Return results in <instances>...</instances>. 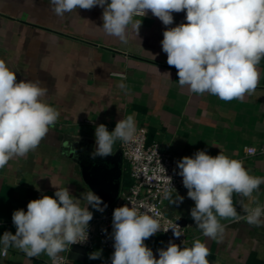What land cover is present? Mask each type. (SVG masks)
Instances as JSON below:
<instances>
[{"label":"crops","instance_id":"1","mask_svg":"<svg viewBox=\"0 0 264 264\" xmlns=\"http://www.w3.org/2000/svg\"><path fill=\"white\" fill-rule=\"evenodd\" d=\"M102 12L99 6L77 9L61 19L50 10L49 0H0V59L16 70L17 82L41 81L48 88L45 102L61 113L35 151L0 169V236L5 231L15 234V210L27 211L29 201L54 197L57 189L67 187L81 199L82 193L91 190L103 202L117 193L113 202L128 189L132 177L125 157L119 156V140L112 155L92 156L99 124L111 132L118 120L132 115L136 127L148 129L150 141L179 159L199 150L235 157L246 145L264 148V59L258 65V87L243 101L194 94L179 86L177 69L167 64L161 45L166 26L157 17L150 11L137 17L142 19L139 35L130 28L123 43L100 28ZM185 15L173 13L174 23L167 27L186 22ZM164 73H170V79ZM244 167L264 177V152L248 157ZM176 194L184 197L183 203L170 204L166 199L165 211L185 219L190 238L186 246L200 239L210 250L209 261L216 264H264V227L222 220L226 225L223 241L206 238L191 218L194 201L187 197V190L172 193V198ZM233 199L235 203L241 197L234 194ZM259 202L264 204V185ZM235 206L245 214L239 204ZM89 210L93 215L102 213L91 206ZM144 243L157 258L158 250L167 247L162 235ZM98 251L100 259H89L90 253ZM70 252L72 264H111L114 251L98 244L85 251L70 246L63 253ZM0 264H50V258L46 254L29 258L10 247L7 255L0 252Z\"/></svg>","mask_w":264,"mask_h":264},{"label":"clouds","instance_id":"2","mask_svg":"<svg viewBox=\"0 0 264 264\" xmlns=\"http://www.w3.org/2000/svg\"><path fill=\"white\" fill-rule=\"evenodd\" d=\"M49 5L61 19L77 9L101 7L100 28L123 43H127L130 28L139 35L142 19L137 17H145L150 11L166 26L162 51L167 54V64L177 69L180 87L226 102L243 101L258 87V65L264 59V0H49ZM180 12L186 13V22L167 27L174 23L173 13ZM164 74L170 79V73ZM47 95L48 88L39 80L17 82L16 70L0 59V169L10 160L35 151L58 121L61 113L45 102ZM135 132L132 115L118 120L111 132L105 124H99L95 128L93 158L112 155L115 143L127 142ZM177 167L187 197L194 201L191 218L204 237L222 242L226 228L222 220L264 227V204L259 202L264 177L250 174L243 161L221 151L211 156L199 150L193 156L182 157ZM169 183L172 188L170 177ZM234 194L241 197L235 203ZM81 195L82 199L76 198L65 187L57 189L54 197L43 195L29 201L27 211L15 210V234L5 231L0 236V252L7 255L11 247L29 258L46 254L52 264H58L60 253L88 240L93 219L89 206L99 212L107 207L91 190ZM163 197L170 204L184 200L177 194L172 198L168 188ZM244 198L251 203H245ZM235 204L240 205L244 215L238 213ZM171 230L177 238L183 235L176 228ZM160 231L159 220L139 211L135 204L115 208L111 264H216L209 261L210 250L200 239L191 246L183 241V247L169 241L166 248L158 250L157 258L144 241ZM100 258V251L89 254V259Z\"/></svg>","mask_w":264,"mask_h":264},{"label":"built area","instance_id":"3","mask_svg":"<svg viewBox=\"0 0 264 264\" xmlns=\"http://www.w3.org/2000/svg\"><path fill=\"white\" fill-rule=\"evenodd\" d=\"M119 145L123 156L129 164L132 182L126 191L106 207L104 212L99 215H93V219L89 222L88 240L83 244L75 245L94 248L100 244L104 248L114 251V241L110 238L113 211L115 208L126 204H129V206L135 204L139 211H146L159 220L161 231L150 237L151 240L156 235H162L165 237L167 245L169 241L180 246H184L182 242L185 241L187 245L190 238L185 226L178 222L176 217L166 213V199L163 197V192L166 188L171 193L187 190L182 183L183 178L177 174L179 172L177 161L180 159L176 158L169 149L164 148L157 141H150L148 129L145 126L136 127L133 137L127 142L119 140ZM260 151L264 152V148L258 149L256 146L246 145L243 152L238 156L231 157L224 154L233 159L241 160L244 164L248 157ZM169 177L171 178L172 188H170ZM172 228H176L183 235L179 238L175 237L171 230ZM165 229L169 230L163 232ZM60 257L58 264H72L68 253L62 252ZM50 264H52L51 259Z\"/></svg>","mask_w":264,"mask_h":264},{"label":"water","instance_id":"4","mask_svg":"<svg viewBox=\"0 0 264 264\" xmlns=\"http://www.w3.org/2000/svg\"><path fill=\"white\" fill-rule=\"evenodd\" d=\"M118 153H119V156H122V151H121V150H119ZM116 196H117V193H115L114 196H111L106 202H104V204H106V205L108 206L109 202H111ZM177 221L180 222L182 225L185 224V219H184L183 217H179V218L177 219ZM74 247H76V248H81V249H83L84 251L87 250V248L82 247V246H79V245H74ZM72 255H73L72 252H70V253H69V256H72Z\"/></svg>","mask_w":264,"mask_h":264}]
</instances>
